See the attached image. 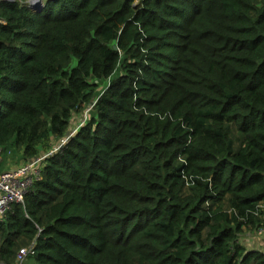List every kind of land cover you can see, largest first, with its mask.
Listing matches in <instances>:
<instances>
[{
    "label": "trees",
    "instance_id": "16d2710c",
    "mask_svg": "<svg viewBox=\"0 0 264 264\" xmlns=\"http://www.w3.org/2000/svg\"><path fill=\"white\" fill-rule=\"evenodd\" d=\"M25 2L0 0V174L42 160L0 264H264V0Z\"/></svg>",
    "mask_w": 264,
    "mask_h": 264
},
{
    "label": "built area",
    "instance_id": "2783aa9c",
    "mask_svg": "<svg viewBox=\"0 0 264 264\" xmlns=\"http://www.w3.org/2000/svg\"><path fill=\"white\" fill-rule=\"evenodd\" d=\"M0 22L2 21L0 20ZM41 160L42 157L36 158L16 170L6 171L0 174V218L3 217L11 203L23 202L28 188L40 174L38 165ZM257 234L261 238V250L264 254V228H259ZM34 253V245L21 248L17 256L18 264H22L28 256Z\"/></svg>",
    "mask_w": 264,
    "mask_h": 264
},
{
    "label": "rangeland",
    "instance_id": "374dc122",
    "mask_svg": "<svg viewBox=\"0 0 264 264\" xmlns=\"http://www.w3.org/2000/svg\"><path fill=\"white\" fill-rule=\"evenodd\" d=\"M24 4L29 8V4H27V0H26V2H25ZM29 9H30V8H29ZM86 115H87V111H84L83 113H81V114H79V115H75L70 130H76V129L78 128L79 124L82 123V122L84 121V119L86 118ZM244 237H245V235L242 236V240L244 239ZM255 237L257 238V237H259V235L257 234V236H256V234H255ZM252 241H253V242H251V243L249 244V246H252V247L255 248V249L259 248L258 243H256L254 240H252ZM247 242H248V241H247ZM247 242H246V243H247Z\"/></svg>",
    "mask_w": 264,
    "mask_h": 264
},
{
    "label": "crops",
    "instance_id": "0c3cea01",
    "mask_svg": "<svg viewBox=\"0 0 264 264\" xmlns=\"http://www.w3.org/2000/svg\"><path fill=\"white\" fill-rule=\"evenodd\" d=\"M25 163L26 162H24L23 160L22 161H19V162H17V161H14L13 159H10V161H9V163H8V166H7V168L8 169H6V170H16V169H18V168H20L21 166H23V165H25ZM27 164V163H26ZM5 170V171H6ZM257 236V235H256ZM247 237H249L250 239H252V240H254L256 243H258L259 245H260V247H261V238H259V237H255V234H251V233H249L248 235H247ZM259 239H260V241H259ZM251 240V241H252ZM253 242V241H252ZM258 245V246H259ZM18 263V262H17Z\"/></svg>",
    "mask_w": 264,
    "mask_h": 264
},
{
    "label": "water",
    "instance_id": "95a60500",
    "mask_svg": "<svg viewBox=\"0 0 264 264\" xmlns=\"http://www.w3.org/2000/svg\"><path fill=\"white\" fill-rule=\"evenodd\" d=\"M9 1H13V0H9ZM27 4H29V7L31 9H41L44 7V0H27ZM94 100H92V103H90L87 107V110L91 109L93 104H94ZM74 132V130H70L66 133L67 137H70L72 135V133ZM18 264V263H17Z\"/></svg>",
    "mask_w": 264,
    "mask_h": 264
}]
</instances>
